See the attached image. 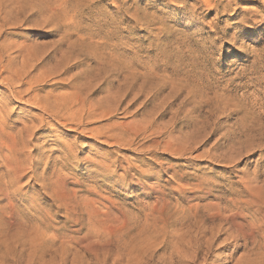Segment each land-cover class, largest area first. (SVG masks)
Returning a JSON list of instances; mask_svg holds the SVG:
<instances>
[{"label":"rangeland","instance_id":"1","mask_svg":"<svg viewBox=\"0 0 264 264\" xmlns=\"http://www.w3.org/2000/svg\"><path fill=\"white\" fill-rule=\"evenodd\" d=\"M217 210L264 215V0H0V264H179Z\"/></svg>","mask_w":264,"mask_h":264},{"label":"bare ground","instance_id":"2","mask_svg":"<svg viewBox=\"0 0 264 264\" xmlns=\"http://www.w3.org/2000/svg\"><path fill=\"white\" fill-rule=\"evenodd\" d=\"M220 210H217L216 213L209 216L218 220L216 224L205 226L202 222L201 224L197 223L195 234L190 235L191 233H188L190 237H182L184 247L180 255L176 258L179 264H205L207 261L205 256L213 249L214 243L221 235H226V237L218 242L217 245H221L217 246V248L220 247L227 250L232 247V249L222 258H216V261L223 260L224 264L227 258L232 259L233 254L236 253L240 247L241 242L237 244L238 241H242L241 245L247 247V249L244 255H240L238 258L234 259L233 264H253L260 256L264 255V235L261 234L259 238H257L258 234L255 232V229L264 228V215L259 218V223H250L247 228H244V226L234 220V218H236L232 216L234 214H226ZM239 218L243 219V217ZM203 223H205V221ZM223 225H226V227L224 228ZM182 233H185V231ZM250 255H253L254 258L250 257ZM171 260L169 261L171 262ZM162 261L164 264H171L164 258H162Z\"/></svg>","mask_w":264,"mask_h":264}]
</instances>
